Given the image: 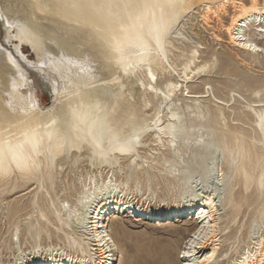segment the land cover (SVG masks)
I'll return each instance as SVG.
<instances>
[{
  "label": "bare ground",
  "instance_id": "obj_1",
  "mask_svg": "<svg viewBox=\"0 0 264 264\" xmlns=\"http://www.w3.org/2000/svg\"><path fill=\"white\" fill-rule=\"evenodd\" d=\"M242 6L252 7L253 0H0V13L24 25L32 33V41L25 43L43 64L47 65L50 60L58 61L61 54L76 62L61 66L59 72L46 67L57 76H49L52 89L53 80L57 83L60 80L61 86L59 91H53L54 103L43 110L31 91L22 92V85L27 86L25 80L17 78L21 87L15 92H12L10 82L5 84L9 51L0 44V112L10 111L7 107L9 102L16 110L10 122H0V132L9 129L13 144H22L23 154L34 158L40 166L31 174L22 172L9 157L5 163L6 173L0 174V188L18 181L24 184L38 181L36 193L39 192L48 202L41 206L35 201V222L26 223V231L35 240L34 244L28 249L24 247L20 225L14 223L4 240L5 247L10 250V259L3 262L0 248V264H116L114 252L119 251L115 236L117 227L108 226V221L119 212L142 219L160 216L179 219V216L190 214L196 227L178 250L180 264L187 262L188 258L181 257L180 252L186 250L185 245L192 234L200 229L203 237L209 230V224L215 225L211 229L214 234L197 242L198 258L215 249L213 264H259L258 257L264 254L261 247L264 244V205L249 226L246 241L241 240L244 246L239 245V238L231 242L233 246L236 244L233 250L236 256L221 250L222 242L229 238L220 239L225 227L221 226L218 202L223 203V207L230 204L232 212L236 210V201L231 193L233 186L225 187V182L236 180L247 188L253 185L255 191L264 196V187H261V179L264 178V81L249 73L253 64L264 68V59H260V56L264 58V45L257 41L264 42V33L259 31L264 28V0H255L259 11L246 15L242 14ZM224 16L228 18L226 22L223 21ZM210 17L217 19V27L227 36V43L248 56L249 60L238 54L234 58L228 56V61L234 59L245 69L230 72L228 62L219 68L218 57L214 54L208 60L202 59V43L183 32L184 22H189L188 28L199 38L198 31H193L194 25L200 21L203 27H211ZM234 19L237 21L235 24ZM1 24L7 34L15 31L10 37L17 35V29H7L3 22ZM233 37L242 39L234 42ZM214 38L223 40L217 34ZM17 41L14 46L17 56L13 57L25 74L24 66L29 63L21 54L22 43ZM240 43H255L261 50L253 52L241 48ZM158 44L162 45V51ZM140 45L152 49L150 58H147L149 62L126 75L116 61L123 56L136 62L141 58ZM206 65H210L206 71H196ZM149 68L156 77L155 81L148 75ZM186 76L191 79H186ZM202 76L223 78L226 84L217 85H220L224 98L214 94L209 82L204 83L206 89L203 91H192L190 86L194 79ZM66 80L80 85L81 95L75 98L77 104L84 105L80 133L73 131L68 96L63 94ZM250 83L254 84L253 87ZM233 87L250 91L248 97L235 95ZM72 91L77 89L74 87ZM5 92H11V95L7 96ZM97 102L106 107L111 126L121 140L126 139L134 128L146 126L149 129L141 135L132 153L109 151L110 138L106 136L103 147L109 151V156L103 159L91 138L83 139L95 119L89 106ZM29 105L36 107L29 108ZM22 108L28 111L27 116L20 113ZM164 109L167 114L165 123L162 121ZM157 113L161 114L160 121L158 126H154L152 121ZM172 115L180 119L171 120ZM53 120L57 122L55 125H52ZM238 123L246 124L249 130ZM45 125L49 127L45 128ZM170 125L180 130L175 147L171 136L158 130ZM29 129L35 130L37 140L42 141L38 148L39 156L23 135ZM49 132L53 134L51 143ZM57 133L60 140L67 137L70 143L58 149ZM77 135L82 138L77 140ZM150 137L154 146L167 153L161 168L156 169L165 182L178 187V194L167 208L160 204L152 207L148 197L139 202L134 195V190L142 191L140 185L144 179L151 182L157 176L144 169L139 161L143 157L140 151ZM122 160L128 162L129 172H122ZM67 161L73 165L84 161L94 171L85 173V176L80 173L75 178L79 187L72 180L65 188L73 190L74 194L55 201L46 183L52 187L55 176L60 174ZM197 181L199 188H196L197 184L193 185ZM85 190L90 199L81 204ZM52 236L60 242L53 243ZM43 237L48 240L46 244L41 242ZM167 252L161 250L158 258L150 259L148 264H169ZM245 256L249 257L247 261H244Z\"/></svg>",
  "mask_w": 264,
  "mask_h": 264
},
{
  "label": "rangeland",
  "instance_id": "obj_2",
  "mask_svg": "<svg viewBox=\"0 0 264 264\" xmlns=\"http://www.w3.org/2000/svg\"><path fill=\"white\" fill-rule=\"evenodd\" d=\"M194 15L196 14H193V16ZM193 16H191V18ZM227 20L228 18L224 16L223 21L226 22ZM184 23L185 28L182 29L183 32L190 36L192 40H198L202 43L200 49L202 59L208 60L211 58L212 54H214L218 57L219 68L222 67V63L228 62L231 65L228 67L230 72H236V70L240 68L245 69L234 59H232V61L235 63L228 61V56L234 58L236 54L246 60H249V58L243 52L232 48L231 45L227 43V36L217 27L218 21L215 17H210L209 24L211 27H203L200 21L197 22L196 26L194 25L193 31H198L199 38L194 36L188 28L190 26L189 22L185 21ZM250 32L252 33L253 30L251 29ZM11 33L15 34V31L11 30L7 34L3 30L0 22L1 47L11 52L12 55L17 56L14 51V46L18 44V41L10 39ZM214 34L219 35L223 40H215ZM257 41L264 45V42L261 43L260 40ZM20 49L21 54L27 58L26 60L29 65H36V67H29V65L24 66L27 86L22 85L21 90L23 93L31 91L38 106L43 110L47 109L54 103V92L50 84L49 76H56V73L46 67H40L42 59L36 57L35 52L28 44L22 43ZM224 55H226V57ZM40 56H43V54H40ZM260 59L263 60L264 58L260 56ZM219 71L222 72L223 69ZM250 72L251 75H254L255 79L264 81V68L253 64L249 70V73ZM205 82L212 84V90L217 97L224 98V94L219 90V86L226 84V82L223 78L217 76H202L199 79H194L190 89L192 91H203L206 89V86H204ZM218 83L220 85H217ZM250 84L253 87L254 84ZM60 86L61 83L60 80H58V87L60 88ZM233 90L235 95L240 94L246 97H248L247 95L250 92L243 91L238 87H233ZM143 115L144 113H142V116ZM232 117L235 118V116L231 115V118ZM166 120L167 114L166 109H164L162 112V121L165 123ZM149 123L151 122H148V124ZM238 124H241L244 129L249 130L246 124ZM154 148H156V150H154ZM140 155L143 156L139 158V161L143 163L144 169H147L149 173L157 176L153 177L151 182H147L145 179L141 182L140 187L142 191L138 192L134 190L136 200L144 202L145 198L148 197L152 207H156L159 204L163 208L170 207L174 201V196L178 194V187L175 185L170 186L165 182L157 170L161 168L164 156H167L166 151L159 146H154L152 137H150L146 146L140 151ZM122 164H124L122 172H129L130 167L128 162L122 160ZM93 171L94 169L88 167L84 161L74 165L67 161L62 165L60 174L55 176L52 187L50 188L48 182L46 183L49 193L55 201L63 199L68 194H74L73 190L69 191L65 189L67 188V184L72 180L77 183L75 178L78 177L80 173L85 176V173H92ZM195 171H197V169ZM31 182L24 184L18 181L15 184L10 183L0 188V248L4 263L10 259V250L5 247L4 240L7 239L8 232L11 231L13 224L18 223L20 225V239L24 247L28 249L35 241L26 231V223L28 221L31 223L35 222L34 218L37 214V208L34 202L37 201L41 206L48 204L47 199H44V197L42 198L39 192L36 193L39 182ZM196 184L198 185L199 181L193 185L196 186ZM224 186L229 188L233 186L231 193L236 201V210L232 212L230 204L223 207V203L220 204V202H218V208H220L219 212L222 216L221 226H223V228L225 227L220 234V239H224V237L229 238L228 241L222 242L223 246L221 250H227L229 255L236 256L237 254L233 251L236 244L233 246L231 242L239 238V245L241 247L244 246L241 240L244 239V241H246L249 226L254 223L253 220L258 217V210L264 205V196L257 193L253 185L247 188L243 183L237 182L236 180L225 182ZM76 187H79L78 183ZM199 187L200 185L196 188ZM118 214H116L115 217H111L108 221V226L117 227L115 236L119 244V251L114 252V257L117 259L116 264H148L147 261L150 259L158 258L161 250L168 251L167 258L169 259V264L181 263V260L178 259V250L184 246L187 235L196 227L195 220L190 218L192 217L190 214L179 216V219L167 216L142 219L129 216L123 212H119ZM30 231H32V229ZM51 239L53 243L60 242L54 236H52ZM41 242L42 244H46L48 240L46 237H43ZM238 251H241V249L239 248Z\"/></svg>",
  "mask_w": 264,
  "mask_h": 264
},
{
  "label": "snow or ice",
  "instance_id": "obj_3",
  "mask_svg": "<svg viewBox=\"0 0 264 264\" xmlns=\"http://www.w3.org/2000/svg\"><path fill=\"white\" fill-rule=\"evenodd\" d=\"M259 11L258 8L255 7V0H253V6L252 7H246L242 6V14L246 15L249 12H256ZM0 22H3L5 28L7 29H17V35L11 36L10 39L12 40H19L21 43L25 42H31L33 39L32 33L22 24L16 21H11L5 17L3 13H0ZM237 21L234 19L233 23L235 24ZM167 31V28L164 29ZM231 31V30H230ZM261 33H264V28L259 29ZM242 39V37H233V41H237ZM239 46L241 48L245 49H251L253 52L260 51L255 43H240ZM158 47H160L161 51L162 45L158 44ZM141 51H140V59L136 62H132L128 60L127 58L121 56L119 59H117V63L121 65V68L123 72L127 75L129 72L134 71L135 69L141 67V65L146 64L149 62L147 58H150L152 54V49L149 48L147 45H140ZM23 59V57H21ZM76 62L67 59L61 54V57L58 61H52L50 60L47 65L41 64L40 67H51L55 71L59 72L61 66L67 64V65H73ZM7 65L9 66V71H6L4 74L5 84L10 82L12 92H15L18 87H21V85L18 84L19 79H23L27 82V78L25 77L24 70L21 68V66L17 63V60L13 57L12 53L9 52L7 54ZM29 67H36V65H29ZM82 67V65H81ZM210 65H206L203 68H197V72H203L206 71ZM83 70V68H82ZM148 75L149 77L155 81L156 77L152 75L151 68L148 69ZM62 79H66L65 77H61ZM186 79H191V77H187ZM53 91H59L58 83L57 81L53 80ZM76 88L77 91L73 92L72 89ZM80 85L76 84L73 85L70 80H66L64 86H63V94L68 96V105L69 110L71 114V118L73 121V131L76 133H80L82 130L79 127V124L82 123L81 118V110L83 109L84 105L83 103L77 104L76 103V97H79L81 93L79 92ZM5 95L10 96L11 92H5ZM169 96L171 93L168 94ZM167 99V97H166ZM8 109L10 111L8 112H0V122H3L5 120L11 121L12 117L16 115V110L12 107L11 103L8 104ZM36 105H29V108H35ZM161 107H164V105H161ZM90 111L94 114L95 119L92 122V126L88 129V132L86 136L83 137V139L87 140L88 138H91V142L94 145L96 149H98V154L103 158L107 159L109 156V151L111 152H119V153H132L135 149V146L139 143L141 135L148 131L149 129L144 126L140 128H134L132 132L127 136L126 139L121 140L120 135L116 132V130L111 126V122L109 120V116L107 114L106 107L103 106L100 102H97L95 105L89 106ZM20 113L27 116L28 111L25 109H20ZM160 113H157L155 120L152 121V124L154 126H158L160 121ZM180 119L177 115H172L171 120L178 121ZM57 122L55 120L52 121V125H55ZM0 126H2V123H0ZM45 128L49 127V125H45ZM158 130L166 135H170L173 141V147H175V140L176 136L178 134L177 127L175 125H170L168 128H158ZM7 133V138H5V134ZM24 137L28 140V142L32 143L33 145V151L36 152V155L39 156L40 153L38 151L39 144L42 142L40 140H37L36 138V132L35 130H26L23 133ZM108 136L109 144L111 145L110 150L106 151L103 147V141L105 137ZM58 143L57 148H63L65 145L70 143L69 138L65 137L62 140L59 139V134L57 133ZM82 137L80 135L76 136V139L79 140ZM49 142L51 143L53 139V134L49 132L48 134ZM9 157L11 158V162L16 165V168L19 169L22 172H27L31 174L33 170H39V164L36 163L35 159L30 156H25L23 154V145L22 144H13L12 141V133L9 129H5L4 131L0 132V174L6 173L7 169L5 168V163L8 161ZM261 187H264V178L261 179ZM90 199L89 194L87 190H85V195L81 199V204H86L88 200ZM211 203V201H209ZM68 206L65 205V208ZM77 215H79L77 213ZM205 215H207L205 213ZM215 225H208V232L204 234V236H201V231L198 229L195 233L192 234V237L187 241L185 247L186 250H183L180 252V256L183 258H188L186 264H213V257L216 255L215 249L207 255H203L202 257H197L196 254V247L197 242H199L202 238L207 239L208 236L213 235L214 233L211 231ZM201 247L203 245H200ZM262 249H264V244H262ZM259 264H264V254L259 255ZM249 259L248 256L244 257V261H247ZM253 259H256V257H253Z\"/></svg>",
  "mask_w": 264,
  "mask_h": 264
}]
</instances>
